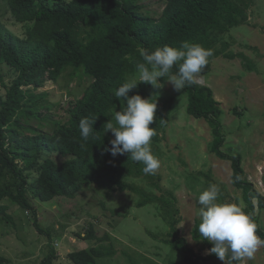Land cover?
<instances>
[{"label":"rangeland","instance_id":"374dc122","mask_svg":"<svg viewBox=\"0 0 264 264\" xmlns=\"http://www.w3.org/2000/svg\"><path fill=\"white\" fill-rule=\"evenodd\" d=\"M9 1L0 0V38L8 33L24 38L32 24L16 22ZM69 1L50 0L49 4L57 6ZM166 2L140 0L138 4L142 11L159 19ZM247 14L245 25L217 35L215 50L234 57L209 59L210 72L199 73L198 83L211 88L222 104L221 126L225 137L222 152L241 156L244 179L264 196V0H252ZM88 32L90 28L85 27L81 36L84 41ZM15 76L16 72L6 66L0 52V94H5ZM138 79L136 70L128 82ZM160 83L159 88L138 83L157 103L154 136L158 140L153 136L150 142L151 152L160 163L155 173L137 178L120 169L114 160L94 159L91 168L101 172L102 185L91 184L71 198L51 202L38 200L28 189L31 209L4 199L0 202L5 209L0 214V264H45L49 259L52 264H73L70 254L100 246L113 249L115 254L97 260L96 264H192L185 261L187 254L173 251L165 243L174 240L170 236L174 222H177L175 236L192 251L188 256L197 260L196 264H225L217 257L210 259L208 245L194 238L201 222L198 197L214 183L220 188L218 202L236 203L245 210L244 192L233 185L232 163L211 152L214 137L210 125L187 113L186 90L176 91L161 78ZM91 84L92 79L82 75V71L75 74L68 69L58 81L47 80L40 89L23 87L27 98L30 95L38 98L32 110L39 116L23 118L26 128L23 134L52 133L57 125L68 120L66 110L70 103L81 98ZM121 108L109 115L107 123L109 120L115 123L112 118ZM107 132L113 136L111 130ZM10 148L16 149L14 145ZM18 152L21 170L18 176L31 174L30 181L36 177L35 170H27L30 163L37 165L48 157L62 160L51 154L37 159L35 155H22L19 149ZM19 177L3 172L0 188L17 193ZM122 184L142 190L147 197H165L172 203L139 208L143 198L121 191ZM253 203L259 227L264 231V208H259L258 198ZM90 227L95 239L85 238ZM105 235L110 239L102 241ZM246 264H264V247Z\"/></svg>","mask_w":264,"mask_h":264},{"label":"trees","instance_id":"16d2710c","mask_svg":"<svg viewBox=\"0 0 264 264\" xmlns=\"http://www.w3.org/2000/svg\"><path fill=\"white\" fill-rule=\"evenodd\" d=\"M139 1L70 0L57 6H51L50 0L9 1L10 13L15 21L32 26L24 38L11 33L0 38L4 63L16 72L5 94H0V175L5 172L19 177L18 149L22 155H35L37 159L51 154L62 160L47 156L37 165L30 163L27 170H35L36 177L31 181V174L19 177L17 193L10 188H0V202L9 199L23 209H31L28 189L38 200L51 202L57 198H71L91 184L102 185L101 172L91 168L94 159L114 160L129 176L138 178L148 175L142 170L144 165L132 161L128 153L113 157L105 151L114 139L106 131L108 117L126 104L115 96V91L128 82L130 75L137 70L136 65L143 62L138 49L151 52L165 45L180 48L184 41L199 44L211 53L200 72L207 75L210 72L209 59L234 57L215 50L217 35L245 25L247 11L252 6V0H167L160 18L155 19L142 11ZM85 27L90 28L86 41L81 38ZM68 69H73L75 74L82 71V75L92 79V84L81 98L70 103L65 123L57 125L52 133L34 131V135L25 136L23 118L39 116L32 110L38 98L34 95L27 98L23 87L40 89L47 80L58 81ZM176 70L174 66L173 72ZM161 81L167 82L164 78ZM184 89L188 94L187 113L196 119L206 120L210 125L214 137L211 152L232 163V182L244 192L247 204L244 211L255 223L257 235L264 238L253 203V199L258 198V206L263 209L264 196L244 179L241 156H231L221 150L225 143L221 126L222 104L215 99L211 88L198 82ZM135 94L151 98L142 84L129 92V96ZM83 118L97 119L93 129L95 139L84 141L81 137L79 123ZM151 125L157 128L155 119ZM153 138L158 140L157 135ZM12 145L16 149H11ZM121 191L141 196L143 199L138 203L139 208L153 203H172L165 197H147L142 190L128 184H122ZM4 212L5 209L0 207V214ZM176 223H172L173 232L170 233L174 240L168 239L165 243L173 251L187 254L186 262L196 264L197 260L188 256L192 251L175 236ZM87 233L86 239L96 238L93 227ZM194 238L202 239L197 230L194 231ZM109 239L105 235L102 241ZM203 242L212 247L207 240ZM114 254L113 249L100 246L74 252L69 257L73 264H96L97 260ZM216 257L215 254L209 256L210 259ZM45 264H52V261L49 259Z\"/></svg>","mask_w":264,"mask_h":264},{"label":"clouds","instance_id":"9594fccd","mask_svg":"<svg viewBox=\"0 0 264 264\" xmlns=\"http://www.w3.org/2000/svg\"><path fill=\"white\" fill-rule=\"evenodd\" d=\"M138 52L143 58V62L136 65L139 79L138 82H125L115 91V96L126 104L112 118L115 123L111 120L106 123V131L111 130L114 139L105 151L113 157L128 153L132 161L144 165L142 170L145 174H154L160 163L151 152L150 142L155 132L150 125L157 103L140 94L129 96V92L140 82L159 88L160 78L171 83L176 91L196 84L198 74L211 53L203 46L188 41L182 42L180 48L165 45L155 51L141 48ZM174 66L177 69L175 72ZM96 120H80L79 130L84 141L96 138L93 135ZM219 193V186L213 183L199 194L201 222L197 231L201 240L212 244L207 254H215L225 264H246L260 247H264V238L257 235L255 223L242 207L236 203L218 202Z\"/></svg>","mask_w":264,"mask_h":264}]
</instances>
